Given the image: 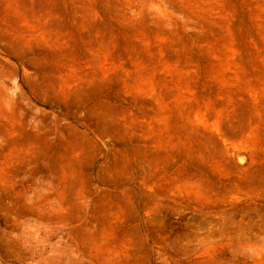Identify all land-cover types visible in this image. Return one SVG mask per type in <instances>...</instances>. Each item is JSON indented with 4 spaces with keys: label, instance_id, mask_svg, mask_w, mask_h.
Returning <instances> with one entry per match:
<instances>
[{
    "label": "rangeland",
    "instance_id": "374dc122",
    "mask_svg": "<svg viewBox=\"0 0 264 264\" xmlns=\"http://www.w3.org/2000/svg\"><path fill=\"white\" fill-rule=\"evenodd\" d=\"M0 264H264V0H0Z\"/></svg>",
    "mask_w": 264,
    "mask_h": 264
}]
</instances>
